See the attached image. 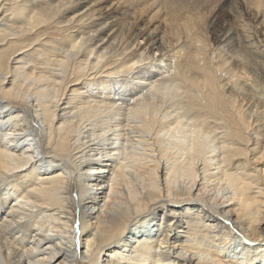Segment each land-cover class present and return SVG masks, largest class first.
<instances>
[{"label":"bare ground","instance_id":"1","mask_svg":"<svg viewBox=\"0 0 264 264\" xmlns=\"http://www.w3.org/2000/svg\"><path fill=\"white\" fill-rule=\"evenodd\" d=\"M3 2L0 264H258L264 100L245 86L264 93L256 33L242 25L240 43L211 10L221 42L211 58L196 24L207 2L166 5L133 44L96 21L95 2ZM161 30L171 75L148 62ZM236 235L249 251L231 260L202 241L227 247Z\"/></svg>","mask_w":264,"mask_h":264},{"label":"rangeland","instance_id":"2","mask_svg":"<svg viewBox=\"0 0 264 264\" xmlns=\"http://www.w3.org/2000/svg\"><path fill=\"white\" fill-rule=\"evenodd\" d=\"M1 1L2 0H0V3H1ZM77 1H79V3L82 5V7L85 5L89 6V4H90V6H93L94 2L96 4L94 5L93 8H96L95 6H97V7L99 6V8H100V6H101L102 10H100V12L96 13V16H95V18H97L96 21L98 23L109 22V23H111V26L116 24L115 26H117L119 29L120 28L123 29V31L126 35V40L129 44L130 43L133 44L134 39L137 36H138L137 38H140L147 33L146 30L144 31L145 34L143 32H142L143 34L141 33V29L144 26H148L149 28H151V26H158V25L161 26V24H159V23L162 21L163 18H165L166 13L169 11L168 6H169V9H171L173 7V5L180 6L182 4L183 5L186 4V3L184 4V2H186V0H182V1L181 0H175L174 2H173V0H99V1L98 0H77ZM96 1H98V2H96ZM189 1H191V3H193V0H189ZM117 2H119L120 5ZM153 2H155V3H153ZM175 2H177V3H175ZM195 2L198 3L199 0H194V3ZM206 2H207L208 6H206V4H205ZM3 3L4 4L1 5V11L0 12H2V10L4 11V9L9 8V6L5 5L6 2H3ZM114 3H116L117 5ZM134 3H136V4H134ZM199 3H201L202 5L205 4V6H202L200 8L199 13H200L201 19L198 20L196 22V24L200 30V32H199L200 39L203 40L209 46L211 58L214 57L215 54L220 53V49H221V47H220L221 42H220V38L218 36L219 34L217 33V30H216L217 28L215 27L216 25L215 26L213 25V16L216 12H218V10L220 8H222V9H220L219 11L222 12L224 10L223 12H224L225 19H226L224 21V26L225 27L233 26V29L235 31V35H238L236 37L238 39V41L240 40L242 34L244 33V30L242 29L243 28L242 25L246 24V26L251 31L252 35L254 33H256L257 39L260 41V43H258V44L262 48L261 49L258 46L259 47L258 49H259V51L261 49L263 52L264 35H262V34L264 32V23H262V21L264 20V0H202ZM3 5H5V6H3ZM166 5H168V6H166ZM170 5H172V6L170 7ZM163 6L167 10H165L163 8ZM161 8H163V9H161ZM78 10L83 11V9H78ZM158 10L161 12H159ZM204 10H206V11H204ZM73 11H75V10H73ZM73 11L71 12V15L68 16V18H71L73 16ZM210 11L213 13L215 12V13L214 14L210 13ZM4 15H6V13H3L2 16H4ZM259 23H261V24H259ZM126 26L128 29L126 28ZM129 28L131 31L129 30ZM47 32H55V31L53 29L51 30V27L42 29V33L45 34V37H46ZM50 35H54V34H50ZM131 35L134 38H132ZM134 35H136V36H134ZM65 37L66 36L63 37V35L57 34L56 39L53 40L50 38L47 41L57 42V41H60L61 39L65 38ZM162 37H163V31H162V33L160 32L158 36H156V39L154 41L155 47L153 50H155V52H154L153 57H154L155 62L154 61L152 63H151V61H148V62H149L150 67H152L153 71L156 69L154 72H158V74H160V75H163V74L171 75V73H169L171 71V69H170L171 65L173 66L175 64V61H177V60L173 56H169V57L165 56L166 52L163 49V48H165V44L161 40ZM240 43H241V40H240ZM3 44L4 43H0V45H3ZM140 44L144 45L145 41L141 40ZM38 46L41 49V47H40L41 44H38L36 47L38 48ZM2 48L3 47H1L0 50H3ZM186 49H187V51L189 50V48H186ZM162 51H164V52H162ZM254 57H256V56H254ZM36 61H38V60H36ZM167 66H168V68H167ZM245 86H246V88H250V89L252 88L251 90H254L253 92L257 93V95L259 97H262L264 100V93L261 91L260 88L259 89L254 88L252 84L250 85V83H248V85L245 84ZM147 223H151V221L148 220ZM147 223L143 224V225L144 226L148 225ZM154 225H155V223H154ZM150 227L151 228L153 227V223H151ZM150 229L146 230V231H148L147 236H149L151 239H155V238L158 239L160 237L161 233L157 232V230L160 228L155 226L151 230ZM135 230H136V228H135ZM177 232H178V239L181 240V236H183L182 230L176 231V233ZM173 234H175V231L172 233V235ZM236 236L234 237V239L231 240L232 241L231 245L229 244L227 247L225 246V244H223V241L222 242L221 241L220 242L219 241L211 242L209 240L211 242V244L208 240H206V241L202 240V241H204L203 243H204L205 247L210 248L213 251H215V250L221 251L223 253L222 254L223 257H224V253H226L225 256H226L227 260H231V256L233 254H235V252L236 253L241 252L243 249L246 252L249 251V250H245L247 248H244V244H243L244 240L243 239L240 240L239 239L240 236L239 237L238 236L236 237ZM175 237H177V236H175ZM175 237H174L173 242L178 241L177 244H180L181 242L177 238L175 239ZM134 238L135 237H132L131 234H128V239L131 240ZM184 240L182 239V241H184ZM62 241L66 242L64 239ZM212 243H214V244H212ZM123 245H126V244L123 243ZM249 246L254 247V249L252 250V253H254V255H255V260H256L255 262L258 264H263V261L261 259V254H264V242L261 245H258V247L259 246L261 247L259 252L256 251L257 247L255 248L254 245L249 244ZM176 250H177L178 254L185 253V252H181L180 248H176ZM83 252H85V248H84V250H82V254H83ZM259 253H260V255H258ZM80 257H81V255H80ZM102 259L103 260H101L99 263H95V262L85 263L82 261L81 264H103V263L105 264V263H107V261H108L107 256L103 257Z\"/></svg>","mask_w":264,"mask_h":264}]
</instances>
